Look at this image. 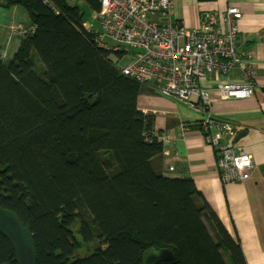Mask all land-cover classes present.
I'll return each instance as SVG.
<instances>
[{"label":"trees","instance_id":"16d2710c","mask_svg":"<svg viewBox=\"0 0 264 264\" xmlns=\"http://www.w3.org/2000/svg\"><path fill=\"white\" fill-rule=\"evenodd\" d=\"M14 8L29 24L10 25L24 28L11 60L0 44V174L19 193L0 179V207L30 226L37 264H143L151 249L173 252L159 264H248L194 180L155 167L166 145L138 103L159 93L97 48L79 0H0ZM0 264H16L1 234Z\"/></svg>","mask_w":264,"mask_h":264},{"label":"built area","instance_id":"2783aa9c","mask_svg":"<svg viewBox=\"0 0 264 264\" xmlns=\"http://www.w3.org/2000/svg\"><path fill=\"white\" fill-rule=\"evenodd\" d=\"M173 0H101V11L84 23V30L97 48L119 55L128 63L120 70L140 84L153 85L155 92L186 104L202 116L200 126L206 142L215 150L218 173L224 184L245 183L255 168L253 158L230 144L236 126L219 120L210 112V93L201 84L215 75L244 73L247 84L222 83L214 87L224 100L246 99L254 90L255 72L245 61L246 51L239 44L240 8L232 6L209 17L200 28L188 29L173 19ZM100 20L101 29L96 28ZM225 23L227 32L217 27ZM23 30L19 25L13 34ZM117 43L110 46L106 40ZM124 46L126 48H124ZM164 145L178 137L170 132H154Z\"/></svg>","mask_w":264,"mask_h":264},{"label":"crops","instance_id":"0c3cea01","mask_svg":"<svg viewBox=\"0 0 264 264\" xmlns=\"http://www.w3.org/2000/svg\"><path fill=\"white\" fill-rule=\"evenodd\" d=\"M173 2L174 21L183 22L188 29L204 26L210 16L221 14L229 7L235 6L242 11L238 46L247 52L245 61L256 74L254 94L246 99L224 100L214 90L222 83L247 84L240 70L234 76L215 75L201 86L213 88L210 112L217 119L236 126L235 136L228 140L252 156L255 168L245 183L224 184L218 173L217 154L200 128L202 116L186 104L159 94L141 96L139 110L156 118L155 131L170 132L178 139L165 147V153L155 167L167 177L194 180L204 199L240 242L247 263L264 264V0ZM9 15L17 23L29 24L19 8L9 11ZM0 28H3L0 44L6 48V54L14 37L10 33L5 37L4 24H0ZM217 29L228 31L225 23H220Z\"/></svg>","mask_w":264,"mask_h":264},{"label":"water","instance_id":"95a60500","mask_svg":"<svg viewBox=\"0 0 264 264\" xmlns=\"http://www.w3.org/2000/svg\"><path fill=\"white\" fill-rule=\"evenodd\" d=\"M239 138L240 136L236 141ZM0 234L9 241L16 264H37L38 252L30 226L25 225L15 213L2 207H0ZM173 259L174 254L170 250L151 249L144 253L143 264H159Z\"/></svg>","mask_w":264,"mask_h":264},{"label":"rangeland","instance_id":"374dc122","mask_svg":"<svg viewBox=\"0 0 264 264\" xmlns=\"http://www.w3.org/2000/svg\"><path fill=\"white\" fill-rule=\"evenodd\" d=\"M79 4H80V6L83 7V11L85 12V18H84L85 21H90L92 19V16H93L91 14L90 10L88 9L87 6H85L83 0H79ZM14 21L17 22L15 19H12V17L9 15V13H5L3 10H0V24H4V26H5V30H4L5 37H8V34L7 33H10L12 35L13 34L12 29L13 28H17L16 26H13V25L10 27V25ZM96 28L97 29H101V22H100V20H96ZM2 29L3 28H0V34L2 33ZM82 39H83V42H84V44L86 46V49L89 52L90 57L94 60V58L97 55L96 49L92 47V45L88 42V40L85 38L84 35H82ZM17 43H18V39L16 37H14L13 40L11 41V45H10V47L8 49V52H7L8 53V59H10V60L13 58L14 54L17 51V48H18V44ZM106 43L108 45H110V46H113V47L118 45L117 43L112 42V41H110L108 39L106 40ZM124 48H126V47L124 46ZM127 63H128V60L127 59H123L119 63V66H125ZM0 179L3 180L4 185L6 187H9L10 190L14 191L17 194L19 193V190L14 186L13 180H11L9 178V176H8L7 173L0 174ZM86 255H88V252L85 253L84 256H82V257H87ZM223 257H225V256L223 255Z\"/></svg>","mask_w":264,"mask_h":264}]
</instances>
